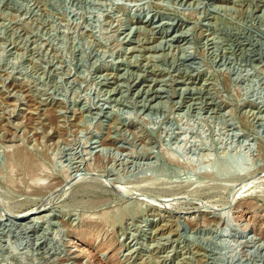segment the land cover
<instances>
[{"label":"rangeland","instance_id":"1","mask_svg":"<svg viewBox=\"0 0 264 264\" xmlns=\"http://www.w3.org/2000/svg\"><path fill=\"white\" fill-rule=\"evenodd\" d=\"M0 264H264V0H0Z\"/></svg>","mask_w":264,"mask_h":264},{"label":"bare ground","instance_id":"2","mask_svg":"<svg viewBox=\"0 0 264 264\" xmlns=\"http://www.w3.org/2000/svg\"><path fill=\"white\" fill-rule=\"evenodd\" d=\"M33 209H31L30 211H27V212H25V213H22V214H20L19 215V217H17V218H26V217H28L29 215H32L33 214V212H31ZM34 215V214H33Z\"/></svg>","mask_w":264,"mask_h":264}]
</instances>
